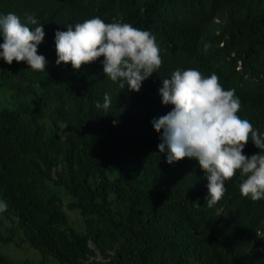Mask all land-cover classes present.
<instances>
[{"label": "trees", "instance_id": "1", "mask_svg": "<svg viewBox=\"0 0 264 264\" xmlns=\"http://www.w3.org/2000/svg\"><path fill=\"white\" fill-rule=\"evenodd\" d=\"M8 12L43 23L48 63L0 59V264H16L9 246L38 253L23 264H264V199L242 196L234 175L205 205L196 161L165 163L150 123L172 107L161 80L195 68L233 89L237 115L264 132V0H0ZM93 16L155 36L161 64L138 91L109 80L102 56L55 64V31Z\"/></svg>", "mask_w": 264, "mask_h": 264}, {"label": "clouds", "instance_id": "2", "mask_svg": "<svg viewBox=\"0 0 264 264\" xmlns=\"http://www.w3.org/2000/svg\"><path fill=\"white\" fill-rule=\"evenodd\" d=\"M54 33L55 64L79 70L82 64L101 60L102 72L121 89L136 92L142 81L160 67L155 36L129 23L104 22L93 16L64 26ZM43 23L31 13H0V59L6 64L23 61L32 70L46 71L48 61L38 54L43 40ZM161 105L169 111L150 121L159 133L157 152L164 162L182 158L196 161L206 180L205 205L212 206L225 194V181L234 175L239 191L252 201L264 199V132L237 115L240 100L233 89H224L215 73L203 76L195 68L179 69L161 80L157 90ZM111 98L103 94L96 108L107 110ZM251 140L258 152L245 155ZM7 207L0 201V211Z\"/></svg>", "mask_w": 264, "mask_h": 264}, {"label": "rangeland", "instance_id": "3", "mask_svg": "<svg viewBox=\"0 0 264 264\" xmlns=\"http://www.w3.org/2000/svg\"><path fill=\"white\" fill-rule=\"evenodd\" d=\"M74 218H76L78 221L81 220V218L76 215V213L71 212ZM6 252H8L15 260L16 264H23V260L26 258H29L33 262H37L39 260L38 253L33 249H22V247H8ZM46 264H60L56 259L50 258Z\"/></svg>", "mask_w": 264, "mask_h": 264}]
</instances>
